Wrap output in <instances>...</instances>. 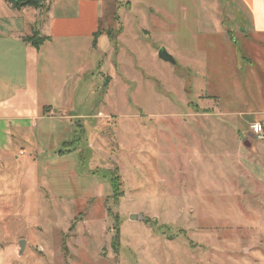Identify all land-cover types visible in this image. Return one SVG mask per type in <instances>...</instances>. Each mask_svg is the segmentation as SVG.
I'll list each match as a JSON object with an SVG mask.
<instances>
[{
    "label": "rangeland",
    "instance_id": "1",
    "mask_svg": "<svg viewBox=\"0 0 264 264\" xmlns=\"http://www.w3.org/2000/svg\"><path fill=\"white\" fill-rule=\"evenodd\" d=\"M102 3L96 46L63 62L68 92L50 96L72 116L70 131L57 124L69 155L40 160L42 188L14 202L1 253L14 249L10 264H264V141L250 131L264 122V42L237 1Z\"/></svg>",
    "mask_w": 264,
    "mask_h": 264
},
{
    "label": "crops",
    "instance_id": "2",
    "mask_svg": "<svg viewBox=\"0 0 264 264\" xmlns=\"http://www.w3.org/2000/svg\"><path fill=\"white\" fill-rule=\"evenodd\" d=\"M228 1L240 4L248 27H253L261 46L262 0ZM51 2L49 9H44L42 2L39 8H16L11 2L0 0V232H7V239L11 230L7 223L15 214L14 202L31 197L35 188H42L37 181L41 174H36L37 169H45L40 160L45 158L47 162L69 155L68 149L61 151L68 135L59 133L57 124H66L65 129L70 131L72 116L60 110L64 106L61 101H52L50 96L68 92L63 81V62L69 65L83 59L97 44L96 40L91 46V37L99 34L102 0ZM35 34L45 39L37 49L26 41ZM261 56L260 53V63ZM260 150L264 153V146ZM24 155L28 158L24 159ZM13 252L7 247L4 254L0 250V264H10L7 258Z\"/></svg>",
    "mask_w": 264,
    "mask_h": 264
},
{
    "label": "trees",
    "instance_id": "3",
    "mask_svg": "<svg viewBox=\"0 0 264 264\" xmlns=\"http://www.w3.org/2000/svg\"><path fill=\"white\" fill-rule=\"evenodd\" d=\"M13 4L16 8H23V7H32V8H39L41 6L42 0H6ZM44 38H39L37 34H35L33 37L27 38V42L32 43V45L37 49L43 42ZM113 181L111 180L112 187ZM64 250L66 251V245L64 246Z\"/></svg>",
    "mask_w": 264,
    "mask_h": 264
},
{
    "label": "water",
    "instance_id": "4",
    "mask_svg": "<svg viewBox=\"0 0 264 264\" xmlns=\"http://www.w3.org/2000/svg\"><path fill=\"white\" fill-rule=\"evenodd\" d=\"M158 57L160 60L170 63L172 65L175 64V60L173 59V57L171 55H169L165 49H160L158 52ZM247 147H249V143H246ZM140 217L138 215H131L130 216V220H138ZM24 248H25V242L21 241L19 243V254L22 255L24 252Z\"/></svg>",
    "mask_w": 264,
    "mask_h": 264
},
{
    "label": "built area",
    "instance_id": "5",
    "mask_svg": "<svg viewBox=\"0 0 264 264\" xmlns=\"http://www.w3.org/2000/svg\"><path fill=\"white\" fill-rule=\"evenodd\" d=\"M251 136L259 141H264V123L254 122L250 125Z\"/></svg>",
    "mask_w": 264,
    "mask_h": 264
}]
</instances>
